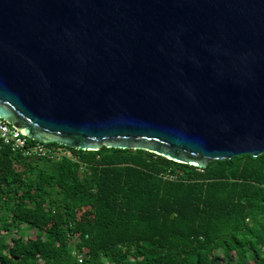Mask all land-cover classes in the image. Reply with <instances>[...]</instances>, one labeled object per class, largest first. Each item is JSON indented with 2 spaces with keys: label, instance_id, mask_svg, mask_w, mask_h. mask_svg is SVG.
<instances>
[{
  "label": "water",
  "instance_id": "95a60500",
  "mask_svg": "<svg viewBox=\"0 0 264 264\" xmlns=\"http://www.w3.org/2000/svg\"><path fill=\"white\" fill-rule=\"evenodd\" d=\"M0 119L198 169L258 157L264 0H0Z\"/></svg>",
  "mask_w": 264,
  "mask_h": 264
},
{
  "label": "trees",
  "instance_id": "16d2710c",
  "mask_svg": "<svg viewBox=\"0 0 264 264\" xmlns=\"http://www.w3.org/2000/svg\"><path fill=\"white\" fill-rule=\"evenodd\" d=\"M47 146L65 157H23L0 140V264H264V154L198 169L140 150ZM206 183H226L227 189L235 183L255 186L245 198L251 209L242 216L243 230L211 242L218 228L214 223L208 224L215 230L210 235L205 227H194V233L183 225L176 205L203 209L204 219L227 202L214 200L211 191L202 196L196 187ZM162 202L165 206L156 210ZM85 209L95 218H80ZM130 212L133 222L125 216ZM113 218L120 229L132 224L128 238L115 239ZM98 230L107 234L105 245L90 253L86 249ZM183 239L186 243L178 244Z\"/></svg>",
  "mask_w": 264,
  "mask_h": 264
},
{
  "label": "rangeland",
  "instance_id": "374dc122",
  "mask_svg": "<svg viewBox=\"0 0 264 264\" xmlns=\"http://www.w3.org/2000/svg\"><path fill=\"white\" fill-rule=\"evenodd\" d=\"M129 169H125V172H128ZM168 180L170 181H176L175 179L171 178V177H166ZM124 183H122L123 185ZM226 183L221 184L220 186H210L209 184H203V185H199L196 188H198L201 191L202 196H205L207 194H216L218 196H214L212 198H217V197H221L223 199H225V201H227L226 203L223 204V206L221 208H219L217 211H210V213L207 214V216L203 219V209H196L191 205L186 204V207H181L180 205H176V208L174 209L176 211V214L181 213L182 215H184L182 217V223L184 226H189L191 227V232L194 231V233L196 232L195 228H199V227H205L207 231H205L206 234H215V230H210V227L208 226V224H213L215 226H218V228H216V236H211L209 239L211 240V242H215L218 239H221L225 236H228L234 229H240L243 230L244 229V220L242 219V216H244L249 209L248 206H250V204L248 202L245 201V198H247L251 193H253L255 191V186H251V185H247L245 183H235L232 187H230V189H227V185H225ZM180 186V185H179ZM179 186L177 185L178 190L180 189ZM107 189H110V187H108ZM177 190V191H178ZM176 191V192H177ZM211 191V192H210ZM219 191V194H218ZM204 198V197H203ZM150 202V201H148ZM126 204H128L125 201ZM143 207H148L146 206L144 203H140ZM235 204L238 207V210H240L241 215L240 217H237L236 212L237 209L234 208ZM231 205V206H230ZM163 206H165L162 203H157V208L156 210L161 209ZM134 207H138V203L135 202ZM156 207V206H155ZM244 208H248V210H244ZM155 210V211H156ZM135 212H137V210H133ZM155 211H152L153 213ZM132 212L125 214V216L128 218V221L133 222V220H135L133 217H131L130 215ZM112 214V212H111ZM149 215V212L147 214ZM148 216H146V219H148ZM79 217L89 220V219H94L95 216L93 215V212H91L89 209H85V210H81L79 212ZM115 219L113 218L112 223L115 227V229H113L116 231L115 234V239L118 240H124L126 238H128L131 233V231H133V227L131 225H124L121 226L122 229L117 228V224L115 222H117ZM130 230V233H129ZM142 231H143V227H142ZM112 231H110L109 233L112 235L113 234ZM97 237L96 239L93 241L92 245L86 249V251L90 252V253H94L97 249L103 247L105 245V243L102 242L103 238L107 236V234H103V232L101 231H97ZM110 235V236H111ZM203 237V236H202ZM179 243L178 244H183L186 243V240L183 239L178 240Z\"/></svg>",
  "mask_w": 264,
  "mask_h": 264
},
{
  "label": "built area",
  "instance_id": "2783aa9c",
  "mask_svg": "<svg viewBox=\"0 0 264 264\" xmlns=\"http://www.w3.org/2000/svg\"><path fill=\"white\" fill-rule=\"evenodd\" d=\"M0 140L9 146L12 151L27 158H46L60 160L65 157L60 149H55L28 139L24 134L0 119ZM172 178V177H171ZM83 257H78V262L82 263Z\"/></svg>",
  "mask_w": 264,
  "mask_h": 264
}]
</instances>
